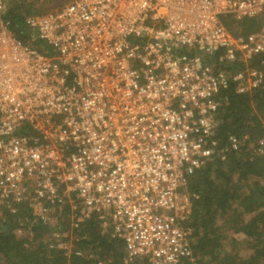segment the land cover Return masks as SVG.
Returning a JSON list of instances; mask_svg holds the SVG:
<instances>
[{
    "label": "built area",
    "instance_id": "obj_1",
    "mask_svg": "<svg viewBox=\"0 0 264 264\" xmlns=\"http://www.w3.org/2000/svg\"><path fill=\"white\" fill-rule=\"evenodd\" d=\"M6 2L0 210L29 190L33 202L69 203L79 219L96 213L122 238L124 264L191 260L182 191L216 146L215 97L231 81L241 92L264 81L256 68L231 67L264 52V19L234 36L222 17L264 14V0H64L24 19L48 54L15 37ZM215 53L218 67L206 60Z\"/></svg>",
    "mask_w": 264,
    "mask_h": 264
},
{
    "label": "trees",
    "instance_id": "obj_2",
    "mask_svg": "<svg viewBox=\"0 0 264 264\" xmlns=\"http://www.w3.org/2000/svg\"><path fill=\"white\" fill-rule=\"evenodd\" d=\"M48 2L59 3L60 7L64 0ZM37 3L35 0H7L3 17L17 39L48 54L49 46L24 24L26 16L49 12L39 11ZM263 19L264 14L241 19L230 15L222 17L234 36L257 31ZM206 60L214 66L220 65L217 53ZM245 65L260 70L264 77V52L246 64L235 62L231 67L241 70ZM215 100L216 146L206 164L195 170L184 186L189 208L178 223L192 253L200 256L195 264H264V146L258 147L264 135V81L246 92L239 91L237 83L231 81L218 92ZM243 136L246 139L241 144ZM232 137L238 140L237 149L231 147ZM249 141L254 142L252 147ZM13 210L4 208L0 215V264H124L122 238L112 235L109 227L103 229L96 213L71 221L69 216L73 211L82 214L66 203L55 209L60 223L47 225L38 218L32 221L29 206L17 204ZM219 219L230 223L241 238L220 231ZM17 229L28 231L32 237H22L16 233ZM69 230L79 243L67 255L65 251L53 249V244L49 247L53 243L50 240H42L43 232ZM243 244L251 250L246 257L239 255ZM74 250L82 252L77 255ZM127 264L147 263L138 259Z\"/></svg>",
    "mask_w": 264,
    "mask_h": 264
},
{
    "label": "rangeland",
    "instance_id": "obj_3",
    "mask_svg": "<svg viewBox=\"0 0 264 264\" xmlns=\"http://www.w3.org/2000/svg\"><path fill=\"white\" fill-rule=\"evenodd\" d=\"M35 1L38 2L35 6H37V9L39 11H54V10L59 8V6H58L59 3H54V4H52V2L46 3L47 0H35ZM263 128H264V120H263ZM262 138H264V135ZM245 139H246V136H243L242 138H240L241 144L243 143V141ZM253 145H254V142L249 141V147H252ZM182 194L188 198V194H186L184 192V190L182 191ZM17 204H22V206H26L27 208L29 206L31 208L30 211H31V215H32V221L36 220L37 218L41 219L43 216V217L47 218L46 222H42L44 224L54 225L55 223H57V224L60 223V221H57L58 218L55 215V209L57 207H55V205H51L50 203L47 204L44 201L33 202V198L30 195L29 190H28V194L25 195V197L23 198V200L21 202L16 203V202L8 201V202L4 203L3 207L0 210V215L2 214V209H4V208H5V210H9L10 212H13L14 211L13 207H15V205H17ZM76 212L77 211H73L72 214L70 213L69 220L72 221L73 218L79 220V218H81L80 214H76ZM186 214H188L187 210L181 214V218H184ZM179 222H180V220H179ZM217 223L220 227V231L227 232L228 235L235 236L238 239L241 238V236L237 232L233 231L234 229L231 227L230 223H226L224 221V219H219L217 221ZM17 230H16V233L21 234L22 237L29 238V239L32 237L31 233H28V231L21 230V232L18 233ZM42 234H43L42 240H44V241L50 240L49 242H53V243H50V245L53 244L55 246V247L53 246L52 248L55 250H59V251H65V255H67L70 251H72L74 249V247H76L79 243L77 241V239L75 238V236H73L70 233V230L69 231H63V232L62 231H60V232H57V231L43 232ZM50 245H49V247H50ZM250 253H251V250L249 248H247L245 246V244H243L239 250V255L241 257H246ZM199 258H200V256L198 254H193L191 260H188V259H187V261L183 260L182 264L184 262H186L188 264H195Z\"/></svg>",
    "mask_w": 264,
    "mask_h": 264
}]
</instances>
